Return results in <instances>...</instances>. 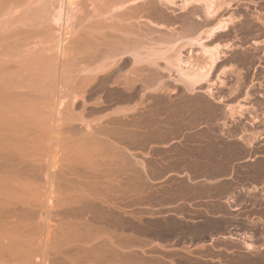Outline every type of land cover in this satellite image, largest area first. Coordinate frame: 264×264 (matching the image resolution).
Here are the masks:
<instances>
[{
  "label": "bare ground",
  "instance_id": "bare-ground-1",
  "mask_svg": "<svg viewBox=\"0 0 264 264\" xmlns=\"http://www.w3.org/2000/svg\"><path fill=\"white\" fill-rule=\"evenodd\" d=\"M232 2L0 0V264H121L120 257L123 255L120 254L125 247L123 245L133 243L135 229L138 228L135 224H125L119 214L117 204L130 187L123 183L122 177L125 176H121V171L126 167L130 168L131 171L128 168L125 170L129 173L123 174H131L128 175L127 182L134 184L145 165L134 159L133 154L120 141L130 140L141 134L147 138H166L171 135L169 125L157 122L151 108L146 106L147 98L153 93L157 94L160 108L170 112L179 108L181 114L183 103L179 102L183 101L182 98L177 102L181 106L176 103L177 107L165 92L172 94L175 90L181 89L183 92L184 89L186 92L199 93L198 90L203 88L200 92L207 97L206 101L216 99L215 90L224 82L223 77L232 70L227 67L218 68L214 75L216 78L212 79L225 51L232 49L229 43L221 44L215 40L221 33L227 36L229 27L236 22L233 15L221 14ZM174 25L178 26V30L173 28ZM176 40L178 42L172 43ZM149 42L157 47L147 48L145 44ZM208 42L212 44L208 45ZM185 47L198 48V54L205 61L202 58L201 63L196 62L197 60L188 61L187 56L181 53V49ZM151 86L156 89H149ZM45 88H50L52 92L45 95L42 91ZM86 92L96 98L90 102L83 100ZM135 96L137 101L134 104L113 107L109 112L98 114L90 120L83 118L89 105L91 110L100 112L111 104V99L125 102ZM79 98L83 100L81 103L78 102ZM221 100L216 99L219 103ZM204 103H207L204 107L209 104ZM223 106L226 107L224 110L221 108V117L232 122L244 118V108L226 104ZM204 107L200 112L203 119L199 116V121L204 122V117L207 116L211 121L203 123L200 138L198 136L199 140H195L196 143L191 147L196 148L195 152L199 150L201 156L206 154L213 138L216 139L215 131L220 129L216 132L221 136L224 135V128L229 127L220 116V119L214 118L216 114L213 115L212 108L207 111ZM76 108L79 110L74 113ZM64 114L70 116L62 119ZM198 115L194 117L198 119ZM174 116L184 118L177 114ZM191 116L193 118L192 114ZM46 117H52L54 122L60 120L61 127L67 126L75 135L81 130V126L77 124L84 127V131H80L82 134L78 133V139L75 140L74 137L73 141L71 137V142L68 139V143L67 137H64L66 147L62 151L65 160L62 167H57V173L50 172L51 167L44 160L34 159L53 133V127L45 122ZM104 118L107 119V124L102 126L100 124ZM216 126L219 128L213 130ZM252 140H247L246 136L241 138L243 144L233 146L232 157L237 159L241 153H245ZM224 148L214 149L217 155L223 156ZM230 155L227 157L230 158ZM198 157L195 156L193 160L197 165V170L194 171L203 177L206 161L203 162L204 158ZM190 160L184 161L186 170L194 167ZM137 164L142 169L137 173L136 180ZM12 169L27 172L31 178H44L47 184L45 200L42 202L32 196L33 186L29 180L26 182L24 178V182L20 183L21 179L8 175L7 172ZM191 170L184 174L188 181L189 175L194 173ZM141 172L147 175L146 171ZM185 185L186 189L188 185ZM136 186L132 185L137 190ZM38 205H57L58 208L66 206L64 210L60 208V218L62 216L63 219L54 229L56 237L47 239L51 241L50 244L55 243V246L48 247V243L39 241L36 236L39 231H43L42 227L47 226L44 222L50 216L44 209L46 207L42 210L44 212L38 211L41 208L36 210L34 206ZM36 213L43 222L33 221ZM57 215L59 216L58 210ZM248 238L244 236L239 240L243 241L247 250H251L253 245Z\"/></svg>",
  "mask_w": 264,
  "mask_h": 264
},
{
  "label": "rangeland",
  "instance_id": "rangeland-1",
  "mask_svg": "<svg viewBox=\"0 0 264 264\" xmlns=\"http://www.w3.org/2000/svg\"><path fill=\"white\" fill-rule=\"evenodd\" d=\"M232 1L233 2L231 3V6L225 9L223 12H221V14L222 16L223 14L225 16L233 15L236 18V22L229 27L227 36L225 35V33H223V35L221 33V35H219V37L215 39L219 41L221 44L227 42L229 43V45L232 46L231 50L225 51V56H223L222 58L223 62L221 61L220 62L221 64L220 63L218 64L212 77L213 80L214 78H216V76L214 75H216L217 71L220 68L227 67L230 70L232 69L229 73H227L228 75L226 74V76L223 77L224 82L221 85H219L220 83H218L219 85L218 88L217 87H216L217 89L215 88L216 89L215 98L217 100L219 98L222 99L221 102L220 103L217 102L216 99L213 101L212 99L206 101L207 97L204 95L203 92H200V90H202L203 88L198 90L199 93L186 92L184 91V89L183 92L181 89H178L177 91L175 90V92H173L172 94L171 93L168 94L165 92V95L169 96V98L171 96L170 99L173 101V103H175L177 107H179L178 106L180 105L179 103H183L182 106L185 111L182 109V114H183L182 115L179 108L177 109V111L175 110L176 112L174 110H173L174 112H170L168 109L160 108L157 102V96H156L157 94L153 93L147 98L146 106L151 108V111H153L152 113H154V117L157 122H163L167 126L169 125L168 128L169 129L171 128L170 129L171 135H168L166 138H157L153 136H152L153 138L151 136L147 138L145 136H141L143 135L141 134L138 135V137L136 138L130 140L121 139L120 141L121 144L123 146L125 145L124 147L126 149L128 148L127 150H129L133 154L132 156L134 159L142 161L143 164L145 165L143 168L144 170H141L142 169L141 166L137 164L138 167L135 166L136 174L140 170L143 172L146 171L147 173V175H144L145 173H142L141 171L138 173L141 178L140 182H139L140 178L138 179V174L137 175L135 174L136 177L135 179L136 180L138 179V181H136L137 184L134 181V184L130 183L131 184L130 185L129 182L127 181L129 180L128 175L131 174L124 175L129 173L126 172L127 171L126 169L128 167L126 166H125L126 168L124 167L126 171L125 170L121 171L124 173V174L121 173V176H125L122 177L123 183L128 184L127 187L129 186L130 187L126 190L127 193L123 195L124 197L121 199L122 202L119 201L120 203L117 204L120 210L119 214L122 215L121 217L124 219L123 221L125 222V224L127 223H129L128 225L135 224L136 227H138L135 229L136 237L135 240L132 241L133 243H127L123 245V247L124 246L125 247L120 254V256L123 255L122 257H120L122 258L123 261V262L121 261V264H126V263L127 264H183V260H184L183 252L173 253L167 250L170 247H176V246L180 247V249H183V241L180 240L182 239V237L179 238V236L183 234V218L182 219L177 218L176 219L177 221L174 222L171 219H169L170 216H165V214L171 211L183 215V210L181 208H176V209L175 208L172 209L168 207L164 208V206L178 201L190 200L187 196H180V194L178 193L179 190L174 187H178L182 183H183V187L185 184H186L185 186L188 185L187 187H190L191 185L190 181H195V180L197 182L195 185L198 186L199 189L201 190L203 194L202 197L204 198L205 201L208 202L228 201V202H232L231 203L232 206L237 204L240 207V211L238 213L239 215L237 217L234 216L233 211H228L227 216L222 218L217 223V225L213 226L214 229L213 232L212 231L210 232L209 230L211 229L209 228H208L209 230L207 229L204 231L201 238L204 240L205 245L201 249L202 251H204L205 256L204 259L201 258L198 259V264H264V0H235V1L232 0ZM177 3H180V0H177ZM173 28H175V30L176 29L178 30V26L175 27L174 25ZM176 42H178V40L172 43H176ZM207 44L211 45L212 43L208 42ZM145 46L147 48L157 47L153 42H149L145 44ZM186 48L187 47L181 49V53L182 55L184 54V56L185 55L187 56L188 61L194 62L197 60L196 62L201 63L200 62L201 58L202 60L205 61V58H203L202 55L198 54L199 53L198 48L197 49L190 48L192 51ZM153 87L154 86L148 88L156 89ZM42 91L45 95H48L49 93L52 92L50 88H45ZM230 92L233 93L231 94ZM178 95L180 96L178 97ZM83 98H84L83 100L90 102L93 101L96 98V96H89V94H87L86 92ZM180 99L183 101L179 102L181 101ZM83 100L79 98L78 102L81 103ZM136 101H137L136 96L125 102L120 101L119 99L117 100L111 99L110 101L111 104L106 108L104 107L100 112L91 110L90 109L91 106L89 105L86 107V112L83 114V118L85 120L88 119L90 120L93 119L98 114L102 115V113L104 114L109 112L113 107L114 108L119 107L120 105L123 104L131 105L134 104ZM204 102H208L209 104L206 105V107H204L205 106L204 104H207ZM225 104L230 106L233 105L234 107L240 106L244 108L243 109L245 112L243 115L244 118L242 119L239 118L236 122H232L228 118L221 117L220 114L223 113V110L225 109L224 107H226L223 105ZM199 105L201 106L199 107ZM202 106L204 107V109L206 108L205 110L207 109L209 110L212 108V111L214 113L213 115L216 114L214 118H219L220 116L222 120L226 121V124H229V127H225L226 129L224 128L223 131L224 135L222 134L221 136L220 134L218 135L219 132H216L220 130L217 129L218 126L213 128V130L215 129L217 130L215 131V135H214L216 136V139H214L215 137L213 138L212 145L214 147L215 144L214 148L216 149L217 147L216 150L225 147L224 148L225 150L223 149V153H222L223 156H221V154H218L220 156L219 157L216 154L217 153L216 150L213 147H211L212 145L210 146V148H208L209 152L207 151L208 153L206 152L205 155L203 154L204 156H201L200 153H198L199 150L195 152L196 148L194 147H193L194 149L191 148L193 146V143L194 144L196 143L195 140L198 141L200 138L199 136L200 132H202L204 127L203 123L204 122L208 123V121L210 120V118L207 116L204 117V122L203 120L199 121V118L201 117L200 112L201 109H203ZM187 107H190L189 108L190 110ZM196 107L199 108L200 110H197ZM221 108H223L222 113H220ZM76 110H79V108H76L74 110V113ZM194 110L196 113L199 112L198 113L199 115L193 112ZM183 111L186 113H183ZM173 114L174 115L177 114L178 116L180 115L179 117H184V118L180 119L177 116H174ZM191 114L193 115V118ZM197 115H198V119L194 117V116L197 117ZM249 115H251L252 117H250ZM68 116L70 115L69 114L62 115V119L63 118L67 119ZM187 116L188 117L190 116V118H188ZM200 119H203V117H201ZM46 120L48 122L47 121L45 122L53 127L52 129L53 133L51 135V139L46 140L49 143L48 142L43 143L42 145L43 150H41L40 153L36 155L34 159L44 160V162L51 167L49 171L52 173L53 172L57 173L58 172L57 167L59 168L62 167L63 162L65 160L63 151L65 149L64 147H66V144H64L66 143V139L64 140V137L65 138L67 137V142L68 139L69 142H71V140H73L74 137L76 140L82 134V132L80 131L81 130L84 131V127H82V125L80 124H77L78 126H81V130L77 132L76 134L77 136H76L75 133H73L74 134L73 135L72 132L69 131L70 129L67 126H65L66 128L65 127L62 128L60 125V120L54 122V119H52V117H49L48 119L46 117ZM190 121L192 122L190 123ZM200 123H202L201 126L200 125L198 126L197 124ZM251 123L253 124L251 125ZM105 124H107V119L104 118V120H102L100 125L103 126ZM109 126H111V124ZM242 130H244V132ZM238 136L241 138H245L246 136L247 140H252V139L253 140L251 141L250 146L246 147L247 148L246 152L241 153L244 155L241 156L240 154L237 157V159H235L232 157V152H231L233 151V148H235L233 146L235 145L239 146L243 144L241 138L240 140H238L239 139ZM247 136L249 138H247ZM60 142L63 144L61 145ZM188 143L190 146L188 145ZM226 148L229 149L227 150ZM209 149H211V152ZM173 150L176 151L173 152ZM177 150L179 151L177 152ZM212 150H214V153ZM224 151H226L227 154H225ZM229 154H231L230 158H228L229 156L227 157V155ZM195 156L196 157L199 156L198 158L201 157L202 159L204 158L203 162L206 161L207 163V164L205 163L204 165V170L205 168L206 170L202 175L203 177H201V175L199 174L200 177L191 176L192 178L190 177V181L186 180V178H183L182 182L179 181L182 178L178 175L188 171L186 169H183L184 161H189L190 159L193 161L195 159ZM225 158H227L228 160ZM233 159L236 160L238 163L236 161H233ZM222 160L225 161L223 162ZM227 161L228 163L225 164V162ZM200 167L202 169V166ZM233 167L235 169H233ZM230 168H232V170ZM129 169L130 168H128V170ZM221 169L223 172L219 171ZM7 174L12 176L13 178L21 179L20 183L22 181L24 182V178H26V182H28L29 180V183L32 184L33 186V188L31 189L32 196L38 198V200L41 199V201L45 200L46 198L45 196H47V192H46L47 184L45 183L44 178H31V175H28L27 172H19L16 169L9 170ZM146 177L147 178L149 177V180ZM142 180H144L143 183ZM202 180H204L203 181L204 183L202 182ZM132 185L135 186L138 185V188L136 186L137 190L133 188L134 186L132 187ZM130 188H133V190ZM38 206H34L35 209L41 208L38 210L41 212L47 210L50 216H48L49 220L47 221L45 220L44 222L45 224H47V226L45 225L44 228L42 227L41 229L43 231H39L38 232L39 235L36 234V236L38 237L39 241L41 240L44 243H48V247H51V245L55 246V243L50 244L51 241L49 242V240L47 239L48 238L54 239L56 237L55 234L56 232L54 231V229L58 227L60 220L63 219L62 216H61L62 219L60 218L61 210H64L66 206H60L59 208L57 205L50 207L44 205H38ZM43 208L45 209L44 211H42ZM57 210L59 216L57 215ZM207 211L208 213L218 212L222 214L224 212L223 210L215 211L211 209ZM203 212L204 215H206L207 212L206 211ZM35 215L37 216H33L34 217L33 221L40 222L41 219H39L38 214L36 213ZM37 218L39 220H37ZM27 220L29 221V219ZM41 222L43 221L41 220ZM239 234H242V236H240L239 238L244 236L245 238L246 236L248 238V236H251L249 237L250 239L248 238L250 241L249 240L248 241L253 245V249L251 250L246 249V251L244 252L241 249V245L239 242L234 243V241L230 240L229 238H223L229 235H239ZM174 236H177L178 240L173 243L162 241V239L166 237L169 238ZM211 238H212L211 244L206 245V240H211ZM154 242H158V243H154ZM152 244L154 245L150 246ZM122 252L124 254H122ZM147 253H157L162 255L163 257H147L145 256V254ZM206 257L210 259H206ZM185 263L186 262H184V264Z\"/></svg>",
  "mask_w": 264,
  "mask_h": 264
},
{
  "label": "crops",
  "instance_id": "crops-1",
  "mask_svg": "<svg viewBox=\"0 0 264 264\" xmlns=\"http://www.w3.org/2000/svg\"><path fill=\"white\" fill-rule=\"evenodd\" d=\"M175 151L176 150H173V152H175ZM178 151L179 150H177V152ZM192 164L193 165H191V166H194L195 168L192 167V168H194V169H192L189 166L192 170L190 168L188 170L189 171L191 170L192 172H194L193 174H196L197 172L195 173V171L197 170V167H196L197 165L193 161H192ZM183 167H184L183 169H187L185 166H183ZM192 172H189V173H192ZM189 173H187V174L189 175ZM184 174H186V173L183 172L182 174L178 175L182 178L179 181H181V182L183 181V178H185ZM193 174H191L189 176L190 177L191 176L192 177H200V175H198V173L196 175H193ZM176 183H177V181H176ZM196 183H197L196 181L195 182L192 181L191 185L189 187V190H188V187H187V189H185V188L183 189V183L180 184L178 187H174V188H177L179 190L178 193L180 194V196H187L190 200L178 201V202H174L172 204L164 206V208H167V207L172 208V209L181 208L183 210V215L177 214V213L172 212V211L165 214V216H170L169 219H171L174 222L177 221L176 220L177 218L178 219L183 218V234H182L183 235V249H180V247H177V246L176 247H170L167 249L169 252L171 251L173 253L183 252V259H184L183 264H184V262H186L185 264H198L199 258L204 259V256H205L204 251H202V249H201L205 245L204 240L201 238L204 231L209 228L211 230H209V229L208 230L210 232L211 231L213 232L214 231L213 226L217 225V223L222 218L227 216L228 211H233L235 217L238 216L237 213H239V211H240L239 205L237 206V204H236V205L232 206L231 202L229 203L228 201H225V202L224 201L223 202L222 201H217V202L212 201L213 203L205 201L204 198L202 197L203 194H202L201 190L199 189L198 186L195 185ZM193 186H195V187H193ZM226 203H228V204H226ZM156 208H158V207H156ZM210 209L215 210V211L223 210L224 212H223V214L218 213V212L208 213L207 210H210ZM203 211L207 212L206 215H204ZM240 236H242V234L235 235V236L229 235V237L226 236L223 238H229L230 240L233 239V241L235 240L234 242L239 241V243L241 245V249L243 251H246V248L244 247L242 241L238 239ZM176 238H177V236L169 237V238L166 237V238L162 239V241L173 243L176 241ZM157 241H159V240H157ZM211 242H212V238H211V240H206V245L211 244ZM206 259H210V258L206 257Z\"/></svg>",
  "mask_w": 264,
  "mask_h": 264
},
{
  "label": "flooded vegetation",
  "instance_id": "flooded-vegetation-1",
  "mask_svg": "<svg viewBox=\"0 0 264 264\" xmlns=\"http://www.w3.org/2000/svg\"><path fill=\"white\" fill-rule=\"evenodd\" d=\"M182 237V239H180L181 241H183V235H180L179 238ZM178 240V238H176V241ZM154 243H158V242H154ZM154 244L150 245V246H153ZM145 256L147 257H163L162 255L160 254H157V253H147L145 254Z\"/></svg>",
  "mask_w": 264,
  "mask_h": 264
}]
</instances>
